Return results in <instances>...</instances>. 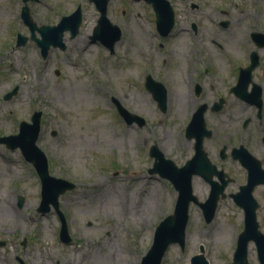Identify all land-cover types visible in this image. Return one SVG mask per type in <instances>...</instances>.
<instances>
[{
	"label": "rangeland",
	"instance_id": "obj_1",
	"mask_svg": "<svg viewBox=\"0 0 264 264\" xmlns=\"http://www.w3.org/2000/svg\"><path fill=\"white\" fill-rule=\"evenodd\" d=\"M208 4L225 13L205 19L206 65L239 60L238 48L248 49V35L264 34V0H208ZM27 5L37 27L57 24L78 6L82 11L77 36L65 33V49H50L43 59L27 38L30 33L20 18L22 0H0V137L16 134L21 121L29 122L35 111L41 113L37 144L46 154L49 173L75 183L73 190L59 197L71 241L59 240L60 221L53 210L37 211L41 185L32 164L18 149L0 145L4 198L0 264H20L18 259L24 264H140L155 227L172 214L177 198L168 180L148 173L153 163L149 148L156 144L177 166L194 153L186 128L195 109L183 105L193 81L185 62L173 55L176 47L190 41L179 29L188 18L177 17L176 29L159 47L154 24L143 18L142 3L110 0L109 17L122 26L121 39L110 53L89 39L98 17L90 0H38ZM220 21H227L228 28L221 29ZM179 32L183 39L175 37ZM18 33L27 38L23 46L15 45ZM211 40L222 43L224 51L214 48ZM147 75L166 87L164 112L144 88ZM14 87L16 95L4 100ZM175 89L184 93L174 94ZM114 101L144 118V125L126 126ZM205 116L207 125H219ZM229 170L233 182L226 194L236 192L246 179L239 164L231 163ZM192 187L198 201H205L209 189L201 178L194 177ZM257 200L256 217L264 233V201ZM188 215L183 249L170 245L161 264H188L200 246L208 264H233L244 216L232 199L219 200L208 224L195 204H190ZM247 260L259 264L253 243L248 245Z\"/></svg>",
	"mask_w": 264,
	"mask_h": 264
},
{
	"label": "water",
	"instance_id": "obj_2",
	"mask_svg": "<svg viewBox=\"0 0 264 264\" xmlns=\"http://www.w3.org/2000/svg\"><path fill=\"white\" fill-rule=\"evenodd\" d=\"M25 4L28 1L22 0ZM96 4L99 11L97 25L90 37L92 41H99L112 53L114 44L120 40V29L113 25L106 17V6L108 0H91ZM153 5L156 13V27L160 35L166 36L170 32L174 16L168 1L166 0H146ZM21 18L26 24L33 39L40 48L42 58L48 56L50 48L65 49L64 33L69 32L70 38H74L79 31L82 23V12L78 6L73 13L63 16L57 25H42L36 27L32 21L27 5L21 10ZM35 31L40 34V38H35ZM253 38L258 47L264 46V35L254 33ZM26 38L18 35L17 46L23 45ZM253 64L245 71L247 77H242L239 84L235 87L237 90L244 89L249 81L250 70L256 65L257 56L253 53ZM146 88L152 93L153 98L157 101L161 111L166 110V89L164 86L153 81L149 76L146 79ZM17 93V87L4 96L5 100L10 99ZM116 107L120 115L126 123L132 124L136 122L139 126L144 124V119L140 118L127 110L119 103ZM205 105L197 108L193 114L192 120L186 129L188 138H194V156L188 160L183 166L177 167L170 159H166L163 153L156 145L151 146L150 156L154 162L152 168L148 170L151 174H158L160 177L169 180L178 193L173 213L166 216L157 225L150 248L142 258L141 264H160L161 260L171 244H179L184 247L186 226L188 222V209L190 203L197 204L203 212L206 223L212 221L219 198H224L223 193L228 180H221V184L212 183L210 194L207 200L200 203L192 193V177L199 175L205 177L206 155L202 149L204 137L210 135V131L206 130L204 123ZM40 112H34L31 116L30 123L22 121L19 125L18 133L0 137V144H4L10 150L19 149L26 161L31 163L41 182V201L37 209L38 212L45 214L51 208L56 212L61 223L59 238L64 243L70 242V236L66 225V220L59 209L58 198L66 191L75 188V184L62 178H56L49 174L48 162L44 152L37 146L36 142L40 132ZM241 164L247 170V183L241 187V192L232 195L235 202L243 208L244 211V230L240 234L237 249L233 255L234 264H249L247 261V243L253 240L256 244L258 260L260 264H264V235L258 230L256 221V209L258 204L252 197V190L258 184H264V171L260 168V163L252 159L250 156L240 159ZM23 199L19 198L18 205L22 206ZM25 243V242H24ZM23 243V244H24ZM204 250L200 247V253L194 255L190 259V264H208L204 257ZM21 264H24L21 261Z\"/></svg>",
	"mask_w": 264,
	"mask_h": 264
},
{
	"label": "flooded vegetation",
	"instance_id": "obj_3",
	"mask_svg": "<svg viewBox=\"0 0 264 264\" xmlns=\"http://www.w3.org/2000/svg\"><path fill=\"white\" fill-rule=\"evenodd\" d=\"M134 1L142 3L143 18L154 24L156 35L160 39L159 47H163L165 40L171 37L172 32L176 29V18H188L186 26L179 29L181 33L187 35L190 41L184 44L179 42L182 45L173 51L174 58L185 62V72L193 81L190 97L186 99L183 105L189 104L190 110L205 105L204 119H206L205 115L207 114L208 122L211 118H215L219 123L218 126L213 127L207 125L205 121L210 135L203 140V150L207 158L205 177L199 178L210 190L211 182L221 184L222 179H231L229 170L231 163H237L244 169L240 164V159L246 156L259 161L264 170V58L261 56L264 52V46H257L253 38L255 31L248 35V49L243 51V49L238 48L239 60H232L231 63L221 61L207 66L208 59L204 56L206 55L205 44L209 42L205 35V19L210 15L224 14L223 9H218L213 5L209 7L208 0H166L173 12L174 22L168 35L162 36L156 27V13L153 5L146 0ZM92 3L99 17L96 4ZM109 4L110 0L107 1L106 6L107 18L117 25L122 32V26L113 22L112 18L109 17ZM111 9L112 12L116 10L114 6ZM121 14L124 15L125 11L123 10ZM136 16L140 17L141 15ZM218 24L221 29H227L229 26L227 21H220ZM180 32L175 37L183 39ZM210 43L217 50L224 51L222 43L214 40H211ZM253 53L257 56L256 65L250 70L249 81L244 89L239 91L235 87L242 77H247L245 71L253 64ZM183 56L186 57L183 58ZM227 78L229 83H226ZM175 90L177 91V89ZM240 190L241 185H238L237 191L227 194V196L233 198L232 195L238 194ZM255 193L260 201H264V184L257 185L253 190V196ZM258 197L254 196L257 202ZM249 243H253L255 246L253 240L249 241L248 245Z\"/></svg>",
	"mask_w": 264,
	"mask_h": 264
},
{
	"label": "bare ground",
	"instance_id": "obj_4",
	"mask_svg": "<svg viewBox=\"0 0 264 264\" xmlns=\"http://www.w3.org/2000/svg\"><path fill=\"white\" fill-rule=\"evenodd\" d=\"M179 93H180V94H181V93L183 94V93H184V90H182V91H180V90L178 91V90H177L176 93H174V94H177V95L180 96ZM3 200H4V198H3V197H0V202H1V203H3ZM228 233H229V236H231V233H230V232H228ZM227 240H228V239H227Z\"/></svg>",
	"mask_w": 264,
	"mask_h": 264
}]
</instances>
